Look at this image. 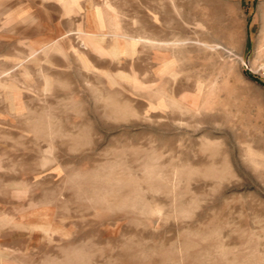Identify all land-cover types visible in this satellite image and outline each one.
Returning a JSON list of instances; mask_svg holds the SVG:
<instances>
[{
  "label": "rangeland",
  "instance_id": "rangeland-1",
  "mask_svg": "<svg viewBox=\"0 0 264 264\" xmlns=\"http://www.w3.org/2000/svg\"><path fill=\"white\" fill-rule=\"evenodd\" d=\"M263 63L264 0H0V264H264Z\"/></svg>",
  "mask_w": 264,
  "mask_h": 264
},
{
  "label": "built area",
  "instance_id": "built-area-1",
  "mask_svg": "<svg viewBox=\"0 0 264 264\" xmlns=\"http://www.w3.org/2000/svg\"><path fill=\"white\" fill-rule=\"evenodd\" d=\"M262 74L264 75V63L261 65Z\"/></svg>",
  "mask_w": 264,
  "mask_h": 264
},
{
  "label": "trees",
  "instance_id": "trees-1",
  "mask_svg": "<svg viewBox=\"0 0 264 264\" xmlns=\"http://www.w3.org/2000/svg\"><path fill=\"white\" fill-rule=\"evenodd\" d=\"M253 78H255V77H253Z\"/></svg>",
  "mask_w": 264,
  "mask_h": 264
}]
</instances>
